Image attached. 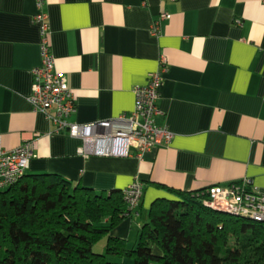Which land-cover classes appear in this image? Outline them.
Wrapping results in <instances>:
<instances>
[{
    "label": "crops",
    "instance_id": "0c3cea01",
    "mask_svg": "<svg viewBox=\"0 0 264 264\" xmlns=\"http://www.w3.org/2000/svg\"><path fill=\"white\" fill-rule=\"evenodd\" d=\"M55 70L87 124L130 112L133 89L166 60L157 101L171 142L139 160L77 154L28 97L40 64L35 0H0V143H31L27 174H54L94 192L143 184L138 215L109 233L137 238L156 199L248 179L264 194V0H45ZM170 18L152 22L161 14ZM159 185L161 187H157Z\"/></svg>",
    "mask_w": 264,
    "mask_h": 264
},
{
    "label": "trees",
    "instance_id": "16d2710c",
    "mask_svg": "<svg viewBox=\"0 0 264 264\" xmlns=\"http://www.w3.org/2000/svg\"><path fill=\"white\" fill-rule=\"evenodd\" d=\"M167 191L130 243L109 235L125 219L120 190L25 173L0 192V264H264V223L205 206L203 190Z\"/></svg>",
    "mask_w": 264,
    "mask_h": 264
},
{
    "label": "built area",
    "instance_id": "2783aa9c",
    "mask_svg": "<svg viewBox=\"0 0 264 264\" xmlns=\"http://www.w3.org/2000/svg\"><path fill=\"white\" fill-rule=\"evenodd\" d=\"M37 12L34 23L39 26L40 64L31 71V92L28 101L35 112L42 113L54 124V133H64L80 140L77 154L127 158L139 160L160 147L167 146L173 134L156 118L161 115L157 106L166 60L160 57L158 69L150 73L145 84L133 89L134 105L130 112L111 119L87 124H72L67 118L75 111L73 94L65 76L55 70L49 47L48 17L44 11L45 0H35ZM170 18L161 13L151 26V33L158 35L160 24ZM36 154L31 143H22L13 149H4L0 143V192L12 187L26 173L28 163ZM143 184L133 180L121 190L126 207L124 218L138 215L143 197ZM203 204L225 214L264 223V194L256 191L250 180L226 185H213L203 190Z\"/></svg>",
    "mask_w": 264,
    "mask_h": 264
},
{
    "label": "rangeland",
    "instance_id": "374dc122",
    "mask_svg": "<svg viewBox=\"0 0 264 264\" xmlns=\"http://www.w3.org/2000/svg\"><path fill=\"white\" fill-rule=\"evenodd\" d=\"M104 247H105V239L101 240L97 245L94 246V251L95 252H97V251L103 252Z\"/></svg>",
    "mask_w": 264,
    "mask_h": 264
}]
</instances>
